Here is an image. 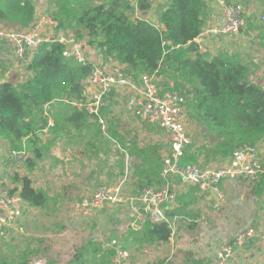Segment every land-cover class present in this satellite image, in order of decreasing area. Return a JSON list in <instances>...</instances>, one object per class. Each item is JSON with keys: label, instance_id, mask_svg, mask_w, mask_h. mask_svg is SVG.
Listing matches in <instances>:
<instances>
[{"label": "trees", "instance_id": "16d2710c", "mask_svg": "<svg viewBox=\"0 0 264 264\" xmlns=\"http://www.w3.org/2000/svg\"><path fill=\"white\" fill-rule=\"evenodd\" d=\"M152 1L49 0V5L54 8L50 14L58 26L70 29L79 39H86L102 58L125 65L126 71L135 77L156 72L157 82L165 89L173 81V88L185 96L190 119L203 134L200 144L193 139L183 147L182 165L222 164L237 149L264 140V88L249 80V65L234 54L220 52L210 56L201 52L194 41L209 12L208 4L204 0H161L152 18L149 16ZM135 11L138 16L134 15ZM34 16V0H0V24L26 28ZM247 25L251 30L260 29L253 19ZM63 48L60 43L41 44L25 64L24 79L0 82V137L7 141L10 153L20 154L25 164V172L16 171L10 179L16 185L14 191H18L29 208L44 209L48 196L33 186L28 172H33L45 150L60 140L68 144L83 139L86 144H82L89 148L97 165L114 160L116 163L110 165L114 171L116 164L122 168L124 161L123 154L104 140L88 111L71 104L83 100L84 81L94 68L93 62L80 63L64 57ZM113 95L109 105L115 103ZM100 113L107 115L110 111L104 106ZM109 122L111 135L137 160L132 163V190L144 186L160 188L164 184L160 176L163 154L160 145L136 146V134L127 129L121 131L117 122L114 123V116ZM176 181L182 188L175 206H162V220H155L141 209V217L144 216L135 228H128L124 236L126 243L137 247L159 246L169 241L172 222L180 221L179 225L185 222L189 228L197 223L199 213L194 214L197 209L193 206L205 194L197 186ZM251 182L250 192L262 196L264 173ZM25 249L30 248L25 247L14 258L5 255L0 247V264L11 261L25 264L34 253L32 248ZM114 256V248L105 250L100 242L88 240L64 264H115ZM145 264L171 263L159 259ZM182 264L209 262L188 251Z\"/></svg>", "mask_w": 264, "mask_h": 264}, {"label": "rangeland", "instance_id": "374dc122", "mask_svg": "<svg viewBox=\"0 0 264 264\" xmlns=\"http://www.w3.org/2000/svg\"><path fill=\"white\" fill-rule=\"evenodd\" d=\"M34 3L38 17L43 13L50 14L54 10L49 5V0H34ZM152 3L153 14L158 2L153 0ZM230 3L239 5L243 9L251 8L257 15L264 14V0H231ZM151 17L155 18L154 15ZM253 21L260 29L251 30L247 25L237 37L211 41L206 47L200 48V51L210 56L220 52L236 55L243 63L249 65V80L263 87L264 21L254 19ZM70 33L72 34V31ZM86 52L89 60L95 66H100L102 58L99 57L97 50L87 45ZM7 54L6 44L0 41L2 75L9 68L5 58ZM24 67L25 64L21 65L19 70L11 69L5 79L14 82L24 79L27 75ZM160 80L161 77L158 81ZM169 82L173 83V81ZM113 101L114 105H109L108 102L104 104L110 111L107 115L103 114L109 130V120L114 116V123L117 122L121 131L127 129L132 135L136 134L134 136L138 144L136 146L158 143L163 154L168 152L169 138L164 130L155 126L151 128L131 117L122 108L124 101L122 94H114ZM90 121L92 122V119ZM186 125L191 141L196 139L197 144L203 142L202 130L188 114ZM79 141L80 143L73 141L66 144L64 140H60L49 146L48 150H45L43 159L36 162L34 171L28 172L33 186L47 194L48 204L44 209L29 208L24 211L22 220L0 241V247L5 255L18 258L28 246L30 249L25 250L32 248L34 253L29 256L25 264H64L71 254L88 240L100 242L105 250L113 248L109 244L115 240L127 252L124 264H145L159 259H166L171 264H182L184 254L188 251L211 263L222 244L234 242L247 229L252 228L255 236H257L256 230L264 232V194L259 197L253 195L249 188L252 182L239 177L229 178L221 183L219 189L221 198L218 200L207 194V197H200L193 206L197 209L194 214L199 213V220H196L197 223L192 228L181 222L178 227L177 224L172 227V236L165 244L148 247L130 245L126 243L124 236L128 228H135L138 220H142L144 216L142 214V217L140 215L135 219L137 215L134 208L140 206L139 204L130 203L128 199L119 205H105L87 214L78 212L73 214L70 204L89 196L98 186L110 185L118 181L123 182V195L133 196L134 191L130 185L133 174L132 163L133 160L135 162L137 160L128 154V159L123 161L122 168L116 164L118 168L115 167L114 171L110 167L111 164L116 163H113L114 160H104V157H101L104 161L97 165L95 157L85 145L86 142L83 139ZM255 148L264 163V140L257 143ZM211 165L218 167L221 164L213 162ZM25 169L23 161L20 158L14 160L7 141L0 137V190L16 192L17 190L14 191L16 185L10 177L16 171L24 173ZM174 188L178 194L182 184L179 185L178 190L176 185ZM16 262L11 261L6 264H16Z\"/></svg>", "mask_w": 264, "mask_h": 264}, {"label": "built area", "instance_id": "2783aa9c", "mask_svg": "<svg viewBox=\"0 0 264 264\" xmlns=\"http://www.w3.org/2000/svg\"><path fill=\"white\" fill-rule=\"evenodd\" d=\"M204 1L208 4L209 12L202 30L194 39L199 49L206 47L211 38L237 37L247 26L249 19L264 21V14L257 15L251 8L243 9L227 0ZM133 4L135 5L134 1ZM134 15L138 16V11H135ZM70 32L59 27L51 14L43 13L38 17L36 8L34 20L26 28L0 25V41L8 48L5 58L9 63L8 71L3 75L0 71V82L7 80L5 78L9 76L11 69L19 70L21 65L26 64L38 46L44 43H60L64 46L62 50L64 57L73 58L80 63L91 62L86 52L87 40L79 39ZM98 55L102 58L99 53ZM93 66L91 74L84 81L83 100L72 101L71 104L79 108L84 107L88 111L102 137L112 149L122 153L124 161L128 159L127 150L118 138L111 135L106 119L100 113L105 102L109 103L110 97L117 93L124 96L122 108L131 117L141 124L155 126L167 133L169 149L162 154L160 176L164 184L160 188L144 186L135 190L133 196L125 197L122 181L110 185L104 184L96 187L89 196L70 204L72 213L87 214L105 205H119L130 199V203L140 205L134 208L136 219L140 217L142 209L144 212H149L155 220H162L164 219L162 206L175 205L177 194L171 184L175 179L197 186L201 192L212 195L218 200L221 198L220 185L224 180L240 177L251 182L264 173V163L258 156L256 145L237 149L218 167L200 164L182 165L180 163L182 149L191 141L186 125L189 110L185 96L173 88L172 82H169V88H162L157 82L156 72L143 73L135 77L126 71L125 65L118 64L111 58L108 60L102 58L100 66L94 64ZM11 155H14V160L21 157L20 154L11 153ZM28 209L18 191L0 190V241L22 220L24 211ZM256 231L263 244L260 254H256L254 250L249 255L245 253L246 242L255 236L254 230L249 228L234 242L222 244L217 249L211 264H249L250 262L264 264V232ZM109 245L115 249L114 263L124 264L127 252L115 240Z\"/></svg>", "mask_w": 264, "mask_h": 264}, {"label": "crops", "instance_id": "0c3cea01", "mask_svg": "<svg viewBox=\"0 0 264 264\" xmlns=\"http://www.w3.org/2000/svg\"><path fill=\"white\" fill-rule=\"evenodd\" d=\"M156 2H162L161 0H155ZM157 5V4H156ZM154 14H152V12L150 11V13H149V16H153ZM0 25H3V26H5L4 24H0ZM218 39H224V38H216V39H213V38H211L210 40H209V42H208V44L211 42V41H213V42H217L216 40H218ZM226 39H229V38H226ZM17 73V72H16ZM20 74V73H19ZM18 74V75H19ZM225 181V180H224ZM223 181V182H224ZM176 182H178V181H176V179L175 180H173V183H171L174 187H175V185L177 186V190H178V187H179V185H181L180 183H176ZM185 183V182H184ZM175 189V188H174ZM176 190V189H175ZM181 190V189H180ZM200 190V189H199ZM201 192V191H200ZM201 193H203V192H201ZM205 194V193H204ZM205 197H207L206 196V194H205ZM175 206V205H174ZM174 206H172V207H174ZM169 207V206H168ZM168 207H166L165 206V208H168ZM172 207H169V208H172ZM161 210H162V208H161ZM163 212V211H162ZM136 219V218H135ZM179 223H180V221H174V222H172V227L175 225V224H177V227L179 226ZM172 231H173V228H172ZM172 236V235H171ZM171 238V237H170ZM170 238H169V240H170ZM261 245H263L262 244V242H261V239L259 238V236H255V237H252L251 239H249L247 242H246V245H245V249H246V254H251V252H252V250H254L255 252H256V254H260L261 253ZM147 252V251H146ZM212 263V262H211ZM210 262H209V264H211ZM251 263V262H250Z\"/></svg>", "mask_w": 264, "mask_h": 264}]
</instances>
